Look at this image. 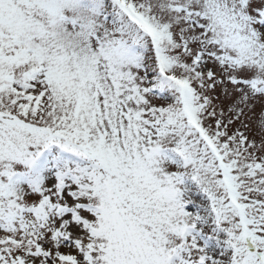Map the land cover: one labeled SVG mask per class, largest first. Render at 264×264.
<instances>
[{
    "label": "snow or ice",
    "instance_id": "obj_1",
    "mask_svg": "<svg viewBox=\"0 0 264 264\" xmlns=\"http://www.w3.org/2000/svg\"><path fill=\"white\" fill-rule=\"evenodd\" d=\"M0 264H264V0H0Z\"/></svg>",
    "mask_w": 264,
    "mask_h": 264
}]
</instances>
